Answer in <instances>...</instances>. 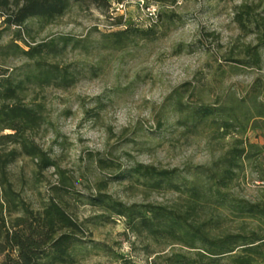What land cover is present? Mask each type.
I'll return each instance as SVG.
<instances>
[{"label": "rangeland", "instance_id": "1", "mask_svg": "<svg viewBox=\"0 0 264 264\" xmlns=\"http://www.w3.org/2000/svg\"><path fill=\"white\" fill-rule=\"evenodd\" d=\"M109 1L106 9L74 4L43 29L34 20L26 22L36 42L68 38L56 61L70 64L80 74L66 89L32 86L27 91V100L43 103L47 119L31 137L57 167L41 170L37 180L34 158L21 156L9 168L16 190L33 208L47 199L52 185L67 184L63 185L67 211L79 222L89 219L83 225L89 250L82 264H124L123 258L148 264L152 256L144 252L142 241L129 232L123 234V218L90 221L101 211L87 198L99 190L127 204L172 205L176 194L147 192L142 184L118 178L120 170L137 162L165 169L209 165L239 136L262 149L243 162L230 191L252 202L264 201L259 183L264 175V117H251L243 128L236 126L224 135L210 120L186 128L192 123L190 107L232 106L253 116L257 103H264V50L259 65L239 63L245 47L264 35V0ZM244 5L258 24V28L251 25L256 32L242 30L236 21V12ZM126 27L145 29L147 35L113 45L110 33ZM16 30L17 26H6L0 14V45L12 40ZM23 61L9 58L5 64L17 66ZM174 89L180 91L181 113L175 109L176 98L167 99ZM98 157L111 166L98 167L94 162ZM222 225L236 231L241 225L256 224L229 215ZM91 241L100 244L95 247ZM152 247L161 253L184 250L176 244ZM219 264L231 263L223 259Z\"/></svg>", "mask_w": 264, "mask_h": 264}, {"label": "trees", "instance_id": "2", "mask_svg": "<svg viewBox=\"0 0 264 264\" xmlns=\"http://www.w3.org/2000/svg\"><path fill=\"white\" fill-rule=\"evenodd\" d=\"M74 4H96L106 9L110 1L0 0L3 23L17 26L14 38L0 45V264H82L81 260L89 250L82 237L83 225L89 219L79 222L67 211L66 188L63 186L67 184L52 185L47 199L40 207L33 208L16 190L9 168L21 156L34 158L37 180L41 170L57 167L56 160L31 137V133L47 119L43 103L27 100V91L32 86L66 89L78 80L80 71L70 64L61 65L56 61L66 50L68 38L36 42L29 35L26 22L34 20L43 29L67 13ZM241 8L244 10L235 15L240 28L256 32L252 31L251 25L258 28V24L253 23L255 20L250 17L246 5ZM110 35L115 37L113 45H120L137 37L143 39L147 32L126 27ZM256 38L255 45L245 47L244 59L239 61L242 65H259L264 35ZM9 58H23L24 61L9 67L5 64ZM179 93V89H174L167 99L175 97V109L181 113L183 105ZM257 104L253 116H247L248 110L238 113L232 106L200 104L190 107L188 114L192 123L186 128H196L210 120L215 130H222L220 135L228 134L236 126L243 128V122L251 117H264V103ZM261 149L257 144L236 136L230 147L209 165L165 169L137 162L124 167L118 178L142 184L147 192H172L178 200L172 205L127 204L98 190L87 198L89 205L101 211L90 217V221L100 219L105 223L113 221L115 216L123 218V234L129 232L142 241V249L152 256L148 264H219L223 259L231 264L264 261V201L252 202L230 191L243 162L257 156ZM94 162L100 168L111 166L102 157ZM261 166L264 169V164ZM260 179L264 180V175ZM229 215L241 221L251 220L256 225H241L231 231L222 225ZM91 243L95 247L100 244ZM153 244H176L184 250L161 253L162 250H154ZM122 260L124 264H134L130 258Z\"/></svg>", "mask_w": 264, "mask_h": 264}, {"label": "built area", "instance_id": "3", "mask_svg": "<svg viewBox=\"0 0 264 264\" xmlns=\"http://www.w3.org/2000/svg\"><path fill=\"white\" fill-rule=\"evenodd\" d=\"M151 15H152V16H154V15H155V13H154V12H152V13H151ZM259 183H260V185H261L262 187H264V180H260V181H259Z\"/></svg>", "mask_w": 264, "mask_h": 264}]
</instances>
